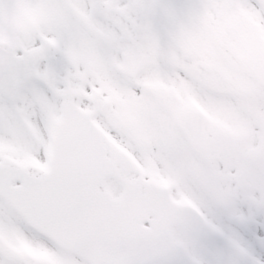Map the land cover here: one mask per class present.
<instances>
[{"label":"snow or ice","instance_id":"1","mask_svg":"<svg viewBox=\"0 0 264 264\" xmlns=\"http://www.w3.org/2000/svg\"><path fill=\"white\" fill-rule=\"evenodd\" d=\"M0 264H264V0H0Z\"/></svg>","mask_w":264,"mask_h":264}]
</instances>
